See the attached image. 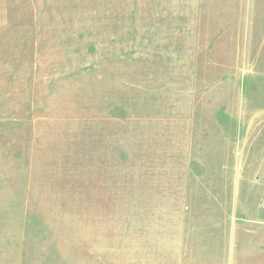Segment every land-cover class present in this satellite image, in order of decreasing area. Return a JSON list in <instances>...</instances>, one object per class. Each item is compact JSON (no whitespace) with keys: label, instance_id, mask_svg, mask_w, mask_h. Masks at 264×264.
<instances>
[{"label":"rangeland","instance_id":"obj_1","mask_svg":"<svg viewBox=\"0 0 264 264\" xmlns=\"http://www.w3.org/2000/svg\"><path fill=\"white\" fill-rule=\"evenodd\" d=\"M261 162L264 0H0V264H264Z\"/></svg>","mask_w":264,"mask_h":264},{"label":"crops","instance_id":"obj_2","mask_svg":"<svg viewBox=\"0 0 264 264\" xmlns=\"http://www.w3.org/2000/svg\"><path fill=\"white\" fill-rule=\"evenodd\" d=\"M260 166H261L260 168L261 171L258 176H255L257 179L256 184H258L259 187H264V176H262L264 174V167H262V162L260 163ZM257 168H258V163H257ZM240 182H241V179L239 178L238 183L240 184Z\"/></svg>","mask_w":264,"mask_h":264}]
</instances>
